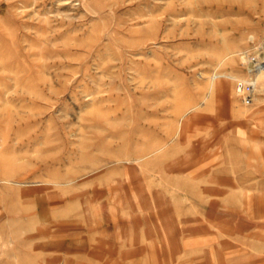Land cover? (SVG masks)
<instances>
[{
  "label": "rangeland",
  "instance_id": "obj_1",
  "mask_svg": "<svg viewBox=\"0 0 264 264\" xmlns=\"http://www.w3.org/2000/svg\"><path fill=\"white\" fill-rule=\"evenodd\" d=\"M0 264H264V0H0Z\"/></svg>",
  "mask_w": 264,
  "mask_h": 264
},
{
  "label": "built area",
  "instance_id": "obj_2",
  "mask_svg": "<svg viewBox=\"0 0 264 264\" xmlns=\"http://www.w3.org/2000/svg\"><path fill=\"white\" fill-rule=\"evenodd\" d=\"M252 81L236 79L234 83L235 91L240 95L243 102H248L253 91Z\"/></svg>",
  "mask_w": 264,
  "mask_h": 264
},
{
  "label": "crops",
  "instance_id": "obj_3",
  "mask_svg": "<svg viewBox=\"0 0 264 264\" xmlns=\"http://www.w3.org/2000/svg\"><path fill=\"white\" fill-rule=\"evenodd\" d=\"M248 3V5H246L245 6V8H247V10H249L250 8H251V6H250V2L248 1L247 2ZM243 10V7L242 6H238L237 8H234V10L237 12L238 10Z\"/></svg>",
  "mask_w": 264,
  "mask_h": 264
},
{
  "label": "bare ground",
  "instance_id": "obj_4",
  "mask_svg": "<svg viewBox=\"0 0 264 264\" xmlns=\"http://www.w3.org/2000/svg\"><path fill=\"white\" fill-rule=\"evenodd\" d=\"M256 68H257V69H263V67H261V66H259V65H257Z\"/></svg>",
  "mask_w": 264,
  "mask_h": 264
}]
</instances>
